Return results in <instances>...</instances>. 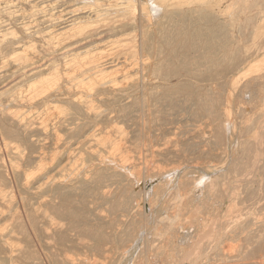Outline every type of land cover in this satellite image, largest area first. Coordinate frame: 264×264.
<instances>
[{
  "label": "bare ground",
  "instance_id": "1",
  "mask_svg": "<svg viewBox=\"0 0 264 264\" xmlns=\"http://www.w3.org/2000/svg\"><path fill=\"white\" fill-rule=\"evenodd\" d=\"M220 1L0 0V264H84L68 257L58 261L49 254L31 255L17 240V232L24 226L30 229L43 252L50 246L67 249L73 246L71 233L82 222L93 221L94 248L106 253L110 236L105 229L118 226L120 217L139 215L132 209L134 193L127 189L132 165L125 145L131 136L110 125L134 118L136 93L162 89L164 93L159 95L169 106L172 80L182 78L189 88L194 78H218L217 47L229 37L221 20L227 11ZM16 4H21L20 9ZM12 19L18 31L10 28ZM188 22L192 30L185 29ZM31 37L39 39L26 42ZM197 45L206 55L199 59L208 60L206 69L215 71L210 75L199 71L203 65H198L195 57L193 62L185 59L172 64L177 54L186 53V47ZM163 50L165 57H160ZM231 60L227 56L223 61ZM200 105L201 110L214 113L204 103ZM143 107L144 101L139 108ZM195 182V188L186 194L194 202L203 196L199 195L202 180ZM125 193L129 196L123 198ZM175 216L169 224L177 226ZM140 222H129L119 236L121 242L137 243L144 235ZM182 239L184 243L186 238ZM254 240L260 250L264 236H254Z\"/></svg>",
  "mask_w": 264,
  "mask_h": 264
},
{
  "label": "rangeland",
  "instance_id": "2",
  "mask_svg": "<svg viewBox=\"0 0 264 264\" xmlns=\"http://www.w3.org/2000/svg\"><path fill=\"white\" fill-rule=\"evenodd\" d=\"M20 5L16 9H20ZM220 5L227 11L221 20L226 24L224 30H228L229 37L227 41H219L217 47L216 56L220 66L217 70L220 73L218 78L208 77L204 81L194 78L189 82V88L182 78L172 80L169 85V89L173 88L172 104L169 106L159 95L163 92L162 89L159 92L148 90L145 93H136L134 102L137 104V111L134 118L130 122L118 121L117 124L110 125L118 126L131 136L125 145L127 159L132 165L129 183L131 188L128 186L127 189L130 194L134 193L135 205L132 203V209L140 212L139 217L133 219L125 215L119 218L118 226L105 229L110 236L105 247L106 253H100L94 248L96 236L92 230L93 221L82 222L71 233L72 247L61 249L50 246L44 252L30 229L24 226L23 230L17 232V240L21 241V246L27 252L41 257L44 254L53 255L58 261L68 257L77 262L83 261L84 264H194L196 260V264H264V245L258 250L254 240V236H264V0H221ZM19 12L22 13L21 10ZM19 17L22 16L19 15L16 19L21 22ZM14 21L15 19L10 21V28L18 31V25L15 24L17 22ZM258 25H262L261 29ZM184 27L193 29L189 22ZM260 30H263V35ZM32 37L27 38L26 42L35 43L39 39ZM210 46L213 47L212 44ZM201 48L198 45L193 48L186 47V53L177 54L172 64L178 65L185 59L193 62L195 57L196 63L203 65L199 71L212 74L214 70L206 69L208 60L199 59L206 57L200 53ZM230 48L235 49L224 53L223 50ZM227 56L232 58L231 62L223 61ZM160 57H165L164 50ZM143 101L144 107L140 109ZM203 103L214 113L201 110L200 104ZM145 129L148 132L143 134ZM207 175L212 177L207 178ZM199 179L202 180L199 189H203V193L200 192L199 195L203 196L197 195L200 199L194 202L187 195L195 188V181ZM128 194L125 193L123 198L128 197ZM172 216L177 217L178 222L183 219V222H177L176 227L169 224ZM139 220L143 238L140 236L134 244L121 242L119 236L129 227V222L139 224ZM188 225L193 226L188 228ZM185 229H188L187 232ZM190 229V234L195 233L191 234H194L193 241H187L188 238L192 240L188 232ZM196 234L201 236L200 242ZM182 254L186 256L183 257ZM43 264L49 263L46 261Z\"/></svg>",
  "mask_w": 264,
  "mask_h": 264
}]
</instances>
